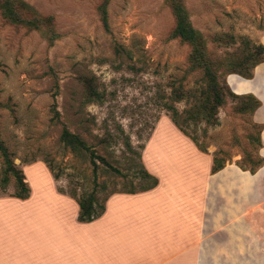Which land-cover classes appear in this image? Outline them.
Instances as JSON below:
<instances>
[{
	"label": "rangeland",
	"instance_id": "374dc122",
	"mask_svg": "<svg viewBox=\"0 0 264 264\" xmlns=\"http://www.w3.org/2000/svg\"><path fill=\"white\" fill-rule=\"evenodd\" d=\"M17 1L52 18L53 41L44 27L28 29L5 19V10ZM103 1L0 0V141L12 164L24 173L30 191L28 177L36 180L45 169L51 179L43 181L44 190L71 200L93 193L97 211L114 194L139 192L151 185L144 172L146 145L157 123L169 118V106L181 118L189 110L190 99L184 94L200 76L188 70L189 47L172 36L174 18L165 0H108L107 30L100 20ZM183 2L212 59L241 55L246 48L241 37L264 45V0ZM224 33L236 42L216 45L214 35ZM257 66L264 73V62ZM81 78L91 80L102 100L87 99ZM229 80L231 90L235 85L243 90L233 77ZM179 84L184 88L177 99ZM238 106L227 100L218 109V125L201 121L187 129L183 125L182 130H193L207 153L241 170L240 166L249 169L257 156L264 159L262 132L259 148L253 127L261 124L264 129V123L255 119V113H238ZM63 126L121 174L99 165L95 178L88 153L72 152L60 142ZM4 169L0 154V200L15 193V179L10 173L5 179ZM253 175L261 218L251 215V229L264 234V172ZM254 254L250 251L249 264H264L256 262ZM213 255L214 264H226L224 253ZM234 263L242 264L236 254Z\"/></svg>",
	"mask_w": 264,
	"mask_h": 264
},
{
	"label": "crops",
	"instance_id": "0c3cea01",
	"mask_svg": "<svg viewBox=\"0 0 264 264\" xmlns=\"http://www.w3.org/2000/svg\"><path fill=\"white\" fill-rule=\"evenodd\" d=\"M254 70L228 83L233 77L244 87L230 86L234 93L261 102L254 117L264 123V73ZM261 137L264 156V129ZM212 157L161 119L143 156L155 187L110 196L89 223L77 221L74 200L42 188L51 177L40 170L28 177L27 199L0 200V264H214L219 252L226 264L235 254L249 264L250 251L261 263L264 234L251 229V215L261 218L254 175L233 165L212 174ZM263 172L264 164L256 174Z\"/></svg>",
	"mask_w": 264,
	"mask_h": 264
},
{
	"label": "trees",
	"instance_id": "16d2710c",
	"mask_svg": "<svg viewBox=\"0 0 264 264\" xmlns=\"http://www.w3.org/2000/svg\"><path fill=\"white\" fill-rule=\"evenodd\" d=\"M107 1L108 0H104L99 6L100 20L106 30L108 29L106 12ZM165 3L168 5L174 18L172 36L179 39L189 47L188 70L190 72H199L200 74L197 79L196 86L188 89L186 94H184L188 95L190 99L189 110L184 112L183 117L181 118L179 112L174 107L169 106L167 108L170 112L168 117L176 129L189 138L199 151L207 153L206 149L199 144L197 138L194 136V131L191 130L190 133H187L185 130H182L183 125L186 129L201 121L204 122L206 126L218 125V109L223 106L227 100L237 102L239 105L237 108L238 113L248 112L250 115H253L261 106V102L252 94H235L229 88V84L227 85L226 77L228 75H239L246 80L252 79L253 72L255 71L254 69L257 68L256 66L259 63L264 62V45H255L247 38L241 37L239 38L240 44L243 47H246L245 50L242 51L241 55L234 57L226 55L220 60H214L209 56L205 38L192 25L189 13L183 0H165ZM4 17L12 24L23 26L28 29H40L41 27H44L50 33L47 36L50 42L55 39V36L53 35L54 30L51 25L52 18L37 15L28 5L21 1H17L14 7L7 8L4 12ZM213 41L218 46L228 47L236 42V39L231 34L224 33L214 35ZM81 83L83 84L87 99L91 101L102 100V95L94 89L91 80L81 78ZM177 88H179L178 94L180 96L177 97V99H179L183 95L181 89L184 87L179 84ZM52 111L55 117L58 116L54 103L52 105ZM180 118L181 123L179 121ZM253 127L257 129V147L261 148L262 143L260 133L262 132L263 127L261 124H254ZM60 142L65 148L71 150L72 152L84 151L88 153L90 165L92 166V173L95 178L99 165L105 166L114 174H121L117 168L111 166L104 158L97 155L84 143L83 140L80 139L78 135L71 133L65 126H63L61 130ZM0 154L4 160L5 179H7L5 173H10L15 179V193L9 197L20 200L27 199L30 195V189L24 181V174L21 170H17L12 164L10 155L1 141ZM249 163V169H245L243 166H240V168L242 171L248 170L249 173L253 175L263 166L264 159L257 156L255 159H251ZM224 167L225 165L223 160L219 159L217 156L212 157V174L217 173ZM144 172L145 175L151 179L152 183L140 191H146L156 185V179L150 176L145 170ZM129 193H135V191H130ZM73 199L79 208L77 221L80 223L92 222L99 218L104 211V207L101 208V206H98L99 210L97 211L96 207L98 204L93 193H82L78 196L75 195L73 196Z\"/></svg>",
	"mask_w": 264,
	"mask_h": 264
},
{
	"label": "water",
	"instance_id": "95a60500",
	"mask_svg": "<svg viewBox=\"0 0 264 264\" xmlns=\"http://www.w3.org/2000/svg\"><path fill=\"white\" fill-rule=\"evenodd\" d=\"M229 76V75H228ZM226 79H227V77H226ZM228 83V82H227Z\"/></svg>",
	"mask_w": 264,
	"mask_h": 264
}]
</instances>
